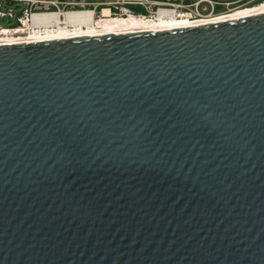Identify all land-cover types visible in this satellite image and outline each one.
<instances>
[{"label": "water", "instance_id": "95a60500", "mask_svg": "<svg viewBox=\"0 0 264 264\" xmlns=\"http://www.w3.org/2000/svg\"><path fill=\"white\" fill-rule=\"evenodd\" d=\"M0 264H264V16L0 47Z\"/></svg>", "mask_w": 264, "mask_h": 264}, {"label": "bare ground", "instance_id": "6f19581e", "mask_svg": "<svg viewBox=\"0 0 264 264\" xmlns=\"http://www.w3.org/2000/svg\"><path fill=\"white\" fill-rule=\"evenodd\" d=\"M109 12L105 10L104 14ZM264 16V4L241 10L227 16L191 22L174 19L162 12L160 21L117 19L96 21L92 11L47 12L35 14L28 23V35L0 38V47L44 44L95 37L147 34L204 27ZM168 17V18H167Z\"/></svg>", "mask_w": 264, "mask_h": 264}, {"label": "built area", "instance_id": "2783aa9c", "mask_svg": "<svg viewBox=\"0 0 264 264\" xmlns=\"http://www.w3.org/2000/svg\"><path fill=\"white\" fill-rule=\"evenodd\" d=\"M39 0H0V21H6L8 26L0 24V38L24 37L28 35V23L35 14L51 11L52 6H44ZM122 4L112 9H102L97 19H138L160 21V14L165 12L176 20L191 22L205 21L227 16L235 12L264 4L263 0H119ZM108 11L107 15L104 12ZM54 11V10H53ZM60 11V10H59ZM95 13V11H93ZM96 14V13H95ZM96 16V15H95ZM168 18V17H167Z\"/></svg>", "mask_w": 264, "mask_h": 264}, {"label": "rangeland", "instance_id": "374dc122", "mask_svg": "<svg viewBox=\"0 0 264 264\" xmlns=\"http://www.w3.org/2000/svg\"><path fill=\"white\" fill-rule=\"evenodd\" d=\"M44 6H52L50 3H55L57 6H52L50 12H69V11H95V19L101 16L102 9H112V13H116L115 7H119V0H39ZM264 1V0H263ZM54 10V11H53ZM60 10V11H59ZM3 26H8L6 21H0Z\"/></svg>", "mask_w": 264, "mask_h": 264}]
</instances>
